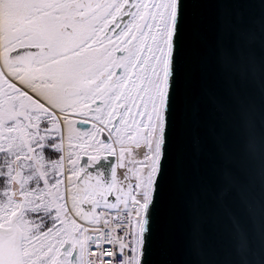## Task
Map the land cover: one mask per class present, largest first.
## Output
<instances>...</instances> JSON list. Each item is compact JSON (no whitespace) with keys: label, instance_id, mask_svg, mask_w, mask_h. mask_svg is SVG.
Returning <instances> with one entry per match:
<instances>
[{"label":"snow or ice","instance_id":"1","mask_svg":"<svg viewBox=\"0 0 264 264\" xmlns=\"http://www.w3.org/2000/svg\"><path fill=\"white\" fill-rule=\"evenodd\" d=\"M197 33L239 78L227 99ZM226 132L253 166L242 180ZM209 147L228 260L208 248L206 188L188 182L185 160L198 169ZM177 238L189 258L170 264H264V0H0V264H156Z\"/></svg>","mask_w":264,"mask_h":264},{"label":"water","instance_id":"2","mask_svg":"<svg viewBox=\"0 0 264 264\" xmlns=\"http://www.w3.org/2000/svg\"><path fill=\"white\" fill-rule=\"evenodd\" d=\"M197 21L200 20L199 12L196 13ZM228 23H236L242 21L250 23L252 18L244 15L240 18L236 16H228ZM210 21H214V17H209ZM196 38L199 41V50L197 56V62H201L205 59L208 60L206 68V76L209 83L218 90L225 98L229 97L232 90H241L238 76L230 69L225 68L220 70L211 61L215 47V37L209 34L207 39H202L200 34H196ZM257 51L259 52V46L257 45ZM256 102L259 104V92L258 89L255 92ZM228 115L225 114L223 120L218 123V127H227ZM226 139L229 143L232 155L231 166L235 170L237 178L243 179L250 172L253 171V166L249 161H246L239 156V146L235 137L230 133L226 132ZM188 167V182L189 186L194 189L206 188L205 207L209 219L208 238L207 244L210 251L214 254L213 258L228 260L231 257L228 254L227 244L224 237V229L227 227L229 220L225 212L224 204L218 202L215 193L213 191L216 180L221 175V165L219 159L211 147L207 150L206 154L201 158L198 169L193 170L191 168L190 156L185 160ZM206 181L205 185L201 184V180ZM180 189L175 188L173 191V198L178 199L180 195ZM261 198V179L258 169L254 172L253 183L248 188V202L250 205L256 207L255 223L257 228L260 224V213H259V201ZM227 207L232 212L237 213L241 216L242 220L248 222V215L245 212L244 205L241 203V199L235 193L227 194ZM179 231V228H178ZM256 245H259V232L255 235ZM185 251L180 243L179 238L176 242L171 245H164L159 251L153 256V260L156 264H170L173 261H183L188 259Z\"/></svg>","mask_w":264,"mask_h":264}]
</instances>
